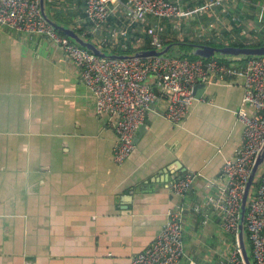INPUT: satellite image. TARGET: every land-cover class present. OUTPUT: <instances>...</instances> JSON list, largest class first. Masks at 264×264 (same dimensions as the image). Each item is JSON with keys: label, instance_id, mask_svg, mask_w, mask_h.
Masks as SVG:
<instances>
[{"label": "crops", "instance_id": "crops-1", "mask_svg": "<svg viewBox=\"0 0 264 264\" xmlns=\"http://www.w3.org/2000/svg\"><path fill=\"white\" fill-rule=\"evenodd\" d=\"M168 1L189 14L134 19L117 7L100 31L106 40L97 42L127 51L117 54L149 49L143 46L155 24L162 45H229L264 35V0ZM50 3L58 23L91 30L85 0ZM227 12L243 20L234 23ZM146 83L158 94L151 76ZM198 84L179 124L164 117L166 102L158 96L134 149L116 163L110 122L118 118L96 111L78 67L50 39L0 26V264H129L160 233L167 212L179 209L181 264H232L238 240L211 201L225 185L224 161L242 143L239 111H252L243 105L244 79ZM188 172L201 175L183 196L174 194L169 182Z\"/></svg>", "mask_w": 264, "mask_h": 264}, {"label": "built area", "instance_id": "built-area-1", "mask_svg": "<svg viewBox=\"0 0 264 264\" xmlns=\"http://www.w3.org/2000/svg\"><path fill=\"white\" fill-rule=\"evenodd\" d=\"M221 1L216 0L214 4ZM117 7L125 9L134 19L151 15L161 20L189 14L177 2L168 0H85L83 11L91 30L87 29L81 35L92 33L93 40L108 53L115 52L97 41L106 40L100 31ZM261 10L264 21V5ZM227 14L234 23L243 20L241 15ZM0 26L50 39L78 67L81 81L91 94L96 111L118 118L110 122L116 132L113 151L116 163L124 162L134 149L137 131L158 96L166 102L164 117L179 124L189 115L196 83L212 84L217 80L236 77L244 79L243 105L252 112L249 114L245 108L239 111V120L244 125L242 143L237 153L224 161L221 174L225 185L211 201L220 213L222 227L237 239L244 189L255 158L264 144V56L233 58L230 61L218 57L190 58L176 54L125 58L99 56L66 35H61L48 23L43 17L40 0H0ZM153 30L147 42L149 49L162 46L156 24ZM118 33L126 36L127 30L120 29ZM255 39L264 42V35ZM139 43L138 40L136 44ZM123 49H126L125 45ZM149 76L158 94L146 83ZM200 175L183 173L169 182V188L174 194L183 196ZM194 209L199 210L198 207ZM245 229L254 264H264V172L256 192L251 196ZM184 254L182 211L169 210L160 233L142 252L132 257L129 264H181ZM231 263L245 264L239 247L231 256ZM190 264L193 262L190 261Z\"/></svg>", "mask_w": 264, "mask_h": 264}, {"label": "water", "instance_id": "water-1", "mask_svg": "<svg viewBox=\"0 0 264 264\" xmlns=\"http://www.w3.org/2000/svg\"><path fill=\"white\" fill-rule=\"evenodd\" d=\"M40 7L43 17L48 23L53 25L58 31L64 33L73 42L77 43L81 47H84L87 50L99 56H104V57L107 56L112 58H125V57H135V56L146 57V56H160L164 54H176V55L181 54L178 48L179 46L178 42L164 44L161 47L155 49H143L132 54L108 53L105 50H103V48L99 47L94 40L92 41L88 40L80 33L76 32L73 28L55 21L49 14V10L47 7V0H40ZM189 54L202 58L218 57L230 61L233 58L264 56V44L259 46L225 45L219 47L209 44L193 43L191 44V50ZM204 85L205 83H199L197 86H204ZM142 129L143 127L140 126L137 133H140ZM136 139L137 137L135 138V141ZM263 168H264V144L255 158V162L251 168V172L247 184L245 186L243 198L241 201V217L239 222V232L237 235V240H238V247L240 249V253L245 264H254L248 251L249 245H248V236L245 229V216L253 193L252 188L254 187L255 182L256 183L259 182V178L263 173L262 170H264Z\"/></svg>", "mask_w": 264, "mask_h": 264}, {"label": "trees", "instance_id": "trees-1", "mask_svg": "<svg viewBox=\"0 0 264 264\" xmlns=\"http://www.w3.org/2000/svg\"><path fill=\"white\" fill-rule=\"evenodd\" d=\"M50 0H47V7H49L50 6ZM76 31V30H75ZM61 35H65L64 33H62V32H60V31H58ZM76 32H78V33H80L81 34V32L79 31V30H77ZM263 32H264V29H263ZM86 39H88V40H93V38L92 37H90V36H84ZM254 40V42H251V43H244V42H242V41H237V42H232V43H229V45H234V46H259V45H262V44H264V42L263 41H261V40H256L255 38L253 39ZM168 43H172V41H167L165 44H168ZM179 43V46H178V48H179V50H180V52H181V54H179V56H187V57H190V58H196V56H193L192 54H189V52H190V50H191V44H193V43H191V42H188V41H182V42H178ZM164 44V43H163ZM206 44H209V45H214V46H224L225 44H223V43H206ZM148 46H147V44H146V42H145V45L143 46V48H147ZM123 52H127L126 50H122L121 51V49H120V51H119V53H123ZM241 59H243V57L241 58ZM258 182V181H257ZM257 184L258 183H254V187L252 188V190H253V192H254V190H255V188H256V186H257ZM253 194V193H252ZM248 251H249V254H250V256H251V252H250V247H248ZM251 259H252V257H251Z\"/></svg>", "mask_w": 264, "mask_h": 264}, {"label": "rangeland", "instance_id": "rangeland-1", "mask_svg": "<svg viewBox=\"0 0 264 264\" xmlns=\"http://www.w3.org/2000/svg\"><path fill=\"white\" fill-rule=\"evenodd\" d=\"M245 39H246V40H244V43H251V42H254L253 37L250 36V35L246 36ZM248 39H252V40H248ZM213 46H214V45H213ZM233 46H234V45H233ZM111 50H112V51H113V50H117V51H113V52H119V51H120L119 49H116V48L111 49ZM118 50H119V51H118ZM262 171H263V170H262Z\"/></svg>", "mask_w": 264, "mask_h": 264}]
</instances>
